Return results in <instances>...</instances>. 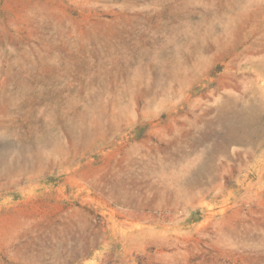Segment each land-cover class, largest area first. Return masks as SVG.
<instances>
[{
	"label": "rangeland",
	"instance_id": "374dc122",
	"mask_svg": "<svg viewBox=\"0 0 264 264\" xmlns=\"http://www.w3.org/2000/svg\"><path fill=\"white\" fill-rule=\"evenodd\" d=\"M0 264H264V0H0Z\"/></svg>",
	"mask_w": 264,
	"mask_h": 264
}]
</instances>
